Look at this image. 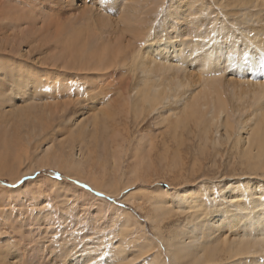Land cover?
Instances as JSON below:
<instances>
[{
	"label": "rangeland",
	"instance_id": "obj_1",
	"mask_svg": "<svg viewBox=\"0 0 264 264\" xmlns=\"http://www.w3.org/2000/svg\"><path fill=\"white\" fill-rule=\"evenodd\" d=\"M114 1H105L103 11L93 9L92 0L73 4L76 16L82 10L94 14L93 22L88 21L89 14H83L85 17L79 26L89 35L84 40L93 42L95 51L117 39L119 35L114 36V33L118 18L138 20L141 16L130 12L139 0ZM141 1V5L145 3L141 20L146 28L152 26L153 36L162 23L168 28L175 27L172 24L175 22L176 26H182L181 33H187L181 37L171 35L165 28L166 37H173L174 41L179 37L191 39L188 34L191 26L194 34L209 29L205 11L214 9L208 5L210 0ZM175 1L181 7L168 8ZM128 2L129 9L120 6ZM11 8L26 10L19 4ZM41 10L34 13V17H43L33 25V32L46 22L49 9ZM57 12L62 13L60 24L68 25L71 19L68 12L64 9ZM174 14H180L176 20ZM72 22L71 26H77V19ZM27 28L22 24L10 29L3 26L0 41L12 42L16 48H21V53L29 51V59L48 67L57 62V68L68 76L66 80L76 85L67 94H75L79 89L80 92L90 89V93L72 95L73 98L63 97L67 94L56 95L55 91L49 96L50 92L16 94L10 92L12 78L0 79V255L5 256L0 264H148L151 257L166 262L163 241L175 238L185 215L170 209L173 213L167 211L159 221L156 203L159 199L162 201L164 191L172 194L200 186L205 172L210 178H219L222 170L227 172L224 168L229 160L228 145L221 141L220 153L216 155L209 139L214 137L210 135L214 133V125L211 132L206 131L215 113L212 109L219 110L218 103L222 100L229 110H241L235 113L236 118L254 113L264 105V85L250 87L246 80L264 83V77L256 82L249 75L243 78L228 66L213 71L200 62L187 68L182 66L161 75L163 78L159 81L158 94L165 91L167 95L166 88L171 89L181 82L174 101L171 99L151 111L145 103L136 106V98L132 101V89L140 84L138 75L136 82L131 81L126 68L120 66L110 69L105 78H101L100 73L98 76L94 72H82L77 74L80 78L75 79L73 74L77 68H63L66 55L63 48L55 50L50 46L60 45L52 39L53 29L42 30V42L46 34L50 37V43L44 44L46 47L28 49L25 42L20 44L18 36L27 33ZM100 34L102 41L96 39L101 40ZM2 58L1 63L9 62L8 58ZM71 71L74 73L67 75ZM1 72L8 77L12 74L10 68L3 67ZM35 74L37 76L32 77L45 85L47 77ZM46 85L47 88L52 86ZM177 99H181L180 103L175 104ZM257 114L264 121V110ZM207 132L209 134L205 135ZM93 181L104 187H95Z\"/></svg>",
	"mask_w": 264,
	"mask_h": 264
},
{
	"label": "bare ground",
	"instance_id": "obj_2",
	"mask_svg": "<svg viewBox=\"0 0 264 264\" xmlns=\"http://www.w3.org/2000/svg\"><path fill=\"white\" fill-rule=\"evenodd\" d=\"M77 1L79 0H0V37H2L1 30H3V26L10 29L21 24L26 25L28 27L27 33L18 35L20 44L25 42L28 49L40 48L46 47L44 44L50 43L49 34L45 35L46 40L42 42V30L46 32L53 29L52 39L54 42H59L60 45L50 46L55 50L63 48L66 52L63 68H72L71 70L77 68L78 71L73 74L75 79L79 77L77 74L79 75L82 72H94L98 76L100 73L101 78H105L108 77L110 69L120 66L125 67L127 73L130 74V80L135 81L138 75L137 81L140 83L139 85L135 83L136 86L132 89V101L136 98V106L138 103L140 105L145 103L151 108V111L158 109V105H165L175 98L174 96H176L181 82L178 83L179 81L177 80L178 82L171 89L167 90L166 88L167 95L163 89L161 90L164 92L158 94L159 81L163 78L161 75L174 72L178 70L177 68H182V66L187 68V66L191 67L194 66V63L200 62L203 66L213 71H218L228 66L243 78L249 75L256 82L264 77V0H210L208 5L214 7V9L208 12L205 11L209 29H203L206 31L194 34L192 26L189 27L188 34L192 37L191 39L180 38L183 35H187V33H181L179 29L182 26H176L175 22L172 23L175 27L171 26L168 28L166 24H160L159 31H156L153 36L151 34L152 26L150 29L147 27V29L144 26L146 23L141 20V16L144 15L142 10H145V6H143L145 3L141 5L142 1L139 0L136 6L130 9L133 15L141 14L139 19L118 18L115 21L117 29L114 36L119 35L117 39L115 38L116 41L113 38V44L104 45L98 51L93 50V42L88 39L84 40L89 35L87 33L88 36H86L79 26L85 17L83 14H89L88 21L92 22L94 21V14L89 10H82L76 16V11L72 7ZM105 1L110 0H92L91 7L93 9L99 8L102 11L106 10ZM112 1L113 3L116 2ZM18 4L24 5L26 10H10L12 6L17 7ZM125 5L121 4L120 6L123 9L130 8L129 2ZM185 5H188V3ZM157 6L158 4L156 8ZM171 7L177 10L181 5L178 2L175 4L171 3L168 8ZM34 8L36 10L33 11ZM44 8L49 9V13L45 18L46 22L36 32H33V25L43 17L39 15L34 17V13L38 14V11L42 12L41 9ZM60 9H64L70 15L71 19L68 25L63 26L60 24L59 19L62 13L57 12ZM125 10L124 12H126ZM153 12L151 11L150 13L152 14ZM179 15L174 14V20ZM199 16L197 17L199 18ZM74 19L78 20L75 27L71 26ZM193 19L195 20V18ZM196 23L198 24V22ZM165 28L168 29H166L167 33L180 37L176 41L173 40V37H166L163 31ZM199 29L201 30V28ZM104 32L106 34V31ZM94 34L98 37L96 32ZM96 39L102 41L104 38L100 34L101 40ZM14 41L16 42L15 38ZM114 46H118L117 49ZM121 46H124V48ZM16 49L20 51H16ZM28 56L29 51L21 53V48H16L12 42L0 41V57L9 59V62L5 64L1 63L0 60V79L12 78V82L9 83L10 92L16 94H28V92H31L36 95L50 92L49 96L52 91H55L56 95H63L69 93L70 88L73 86L76 87L75 83L70 84L66 80L68 76L63 75L64 72L60 71L61 68H57V62L48 67L41 64L40 61L35 62V60L29 59ZM3 67L10 68L12 74L9 77L6 73L1 72ZM33 71L45 75L47 77L45 82L46 84H52L51 88H47L46 84H42V80H35L32 76H37V74L33 73ZM22 72H25V74H22ZM72 73L74 71L68 72L67 75ZM26 74L29 77H24ZM95 78L98 79V77ZM249 80H246V82L251 85H249L250 87L258 88L264 85L263 82L254 84L252 79L251 82ZM89 91L90 89L85 92L82 91V94L79 89L75 94L71 93L63 97L67 96L70 98L72 95L79 97L86 95ZM181 97L183 100L184 96ZM177 100L176 103L174 102L175 104L180 103L181 99ZM242 102L245 105V101ZM218 104L219 110L212 109V112L216 114L213 113L208 126L206 125V131L211 132L214 125V131H212L214 133L210 134H214V137L209 139H211L216 155L220 153L218 149L221 147V141L228 145L229 151L227 154H229V160L224 168L227 172L225 173L222 170L219 178H210L205 172L206 176L204 174L205 179L202 180L201 185L195 186L188 191H177L172 194L168 191H164L163 194L160 192L163 199H161L162 201H159V199L158 203H156V214L159 217V221L170 209L183 213L185 219L184 224L179 225L175 238L172 236V238L163 241V251L167 254V261L160 262L156 258L152 259L151 257L149 259L150 264H264V121L260 120L258 116L260 114H257V112H263L264 105L262 107L260 105L254 113L246 114L245 117L240 113L241 115L236 118L235 113L239 109L236 112L232 109L229 110L222 100ZM258 117L261 122L258 121ZM209 132L205 133V135L209 134ZM59 152L57 153L58 155H60ZM213 161L215 162V159ZM69 167L71 166L69 165ZM93 182L95 187L100 189L104 187L99 182ZM182 218L180 219L181 221ZM0 260L4 261L5 256L0 255Z\"/></svg>",
	"mask_w": 264,
	"mask_h": 264
}]
</instances>
